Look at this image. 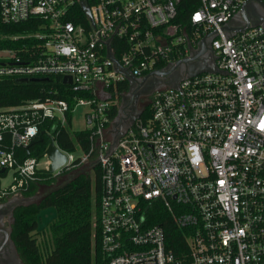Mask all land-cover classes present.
<instances>
[{"label":"built area","instance_id":"1","mask_svg":"<svg viewBox=\"0 0 264 264\" xmlns=\"http://www.w3.org/2000/svg\"><path fill=\"white\" fill-rule=\"evenodd\" d=\"M249 1L0 0L4 24L41 20L36 32L11 37L37 45L0 49V79L67 76L74 94L0 108V197L23 196L39 171L49 170L46 153L16 156L45 127L67 156L53 175L86 164L100 169L105 264H264V26L225 29ZM204 41L215 51L217 72L157 90L151 116H140L115 144L119 112L113 119L112 110L120 111L128 93L119 102V86L203 57ZM79 105L91 109L89 150L77 144L68 152L57 136L75 132ZM153 209L186 230L182 259L168 248L164 228L150 222Z\"/></svg>","mask_w":264,"mask_h":264},{"label":"trees","instance_id":"2","mask_svg":"<svg viewBox=\"0 0 264 264\" xmlns=\"http://www.w3.org/2000/svg\"><path fill=\"white\" fill-rule=\"evenodd\" d=\"M190 8L186 6L181 15L187 17ZM40 23V19L33 18L19 24H4L0 18V49H14L19 52L27 46L32 48L37 45L36 39L14 40L11 37L34 33L39 29ZM20 79L18 77L0 79V108L17 106L30 100L43 101L47 98L70 100L74 95L67 91L61 76L29 78L30 80L26 82ZM128 89V82L119 86V102L122 93H126ZM112 112L114 119L118 115L119 107L114 106ZM150 116L149 107L141 118L147 119ZM44 128L42 127L40 135L29 151L16 149V156L20 161L28 156L39 159L43 157L50 143L46 134H42ZM89 136L88 132L77 133L64 129L57 136V141L59 146L68 152L76 151L77 144H80L82 151L88 152ZM84 166L86 165L65 171L59 176L41 170L36 182L22 193L25 198L40 196L37 202L18 207L15 212L14 240L25 264H105L98 224L101 172L97 165L89 168ZM75 171L78 173L71 179L55 186L59 178ZM49 208L56 209L57 218L46 229L39 231L37 215ZM149 217L152 224H159L164 228L168 248L175 252L177 258L182 259L183 253L187 252L186 230L176 226L169 215L161 209L149 211ZM46 231L49 233L48 243H40L36 236Z\"/></svg>","mask_w":264,"mask_h":264},{"label":"flooded vegetation","instance_id":"3","mask_svg":"<svg viewBox=\"0 0 264 264\" xmlns=\"http://www.w3.org/2000/svg\"><path fill=\"white\" fill-rule=\"evenodd\" d=\"M249 23L256 25L264 21V6L259 3L251 4L247 7ZM243 17L241 13L231 21L232 25L237 27L243 26ZM216 65L215 51L211 48L209 42L205 50V55L192 62H185L182 66L174 71H168L163 75H153L150 81L142 83L137 78L132 79V84L129 85L132 89L129 98L126 101H121V122L116 127L118 132L124 130L133 123L132 117L143 114V112L151 106V101L154 93L157 90L169 88V85L177 80L186 78L192 67L195 65L211 66ZM115 128V127H114ZM115 134V136H117ZM25 197H0V264H25L17 249L14 240V224L15 212L19 203ZM32 203L37 202L40 196L31 197ZM30 205V204H29Z\"/></svg>","mask_w":264,"mask_h":264},{"label":"water","instance_id":"4","mask_svg":"<svg viewBox=\"0 0 264 264\" xmlns=\"http://www.w3.org/2000/svg\"><path fill=\"white\" fill-rule=\"evenodd\" d=\"M254 3H259L260 5L264 6V2L261 1V0H251L249 2H247L241 9V15L243 17V26H241L240 28H236L232 25L231 27H226L225 29L227 31H233V30H238V31H244L246 28L250 27V26H255V25H251L249 23V17H248V12H247V7L251 4H254ZM256 25H262L264 26V21L259 23V24H256ZM209 42L210 44V41H204L203 44H202V49H201V52H200V55L201 54H205V50H206V47H207V43ZM113 58V57H112ZM194 59L192 58H186L184 60H181L179 63H178V66L177 67H174L172 69H168L166 71H154L152 72L150 75H148L145 79H142L140 80L142 83H147L149 82L151 79L150 77L157 74V75H163V74H166L168 71H174L176 68H178L179 66L181 67L183 63L185 62H192ZM217 67L216 65H211V66H200V65H195L192 67V70L189 72L188 76H195L199 73H203V72H217ZM134 77H130L129 76V83L130 85L132 84V79ZM30 79L29 78H21L20 81H23V82H26V81H29ZM34 80V79H32ZM38 80H46V79H38ZM139 80V79H138ZM183 80V79H182ZM182 80H177L175 81L174 83L170 84L169 85V88H173V89H177L179 87V84ZM64 84H70L72 83V80L70 77H64V80H63ZM132 89L130 88L129 92L125 95L122 96V101H126L128 98H129V95L131 93ZM121 111H122V107H120V111H119V115L118 117L116 118V120L114 121L113 123V130H112V133L114 134V143L116 144L120 137L122 135H124V133L126 132V130L134 124V122L140 118L141 115H137L136 117H132V120H133V123L131 125H129L127 128H125L124 130H121V132L119 133L118 130L116 129V127L120 124L121 122ZM115 127V128H114ZM117 136H115V134H117ZM42 134L44 135L45 132H42ZM36 141H33L29 147H27V151H29V149L35 144ZM46 155L47 157L51 160V165H50V168L48 170V172L50 174H54L57 170H59L61 167H63L66 162H67V156L62 153L55 145V141L54 139L50 138V144L48 146V148L46 149ZM5 170H0V173H4ZM32 199L31 198H24L20 201L19 203V206H27L31 203ZM57 218V211L55 208H49V209H45V210H42L38 215H37V220H38V223H39V228L38 230L39 231H42L44 230L45 228H47L50 223L52 221H54L55 219Z\"/></svg>","mask_w":264,"mask_h":264},{"label":"rangeland","instance_id":"5","mask_svg":"<svg viewBox=\"0 0 264 264\" xmlns=\"http://www.w3.org/2000/svg\"><path fill=\"white\" fill-rule=\"evenodd\" d=\"M91 109L90 107L86 106V105H79L73 114V131L75 132H86L90 127L86 121V115L88 113H90ZM81 152H76V156H80ZM86 166L89 168L91 165L90 164H86ZM86 166H84L86 168ZM83 168V167H82ZM79 171V170H78ZM78 171H75L71 174H68L64 177H61L58 179V184H56L55 186L61 185L62 183H64L65 181L71 179L76 173H78ZM12 176H13V172L10 171L5 178H3L2 180V184L4 187L8 186L11 184L12 182ZM95 175H93L94 177ZM32 202V201H31ZM31 204V203H30ZM46 229V228H45ZM48 231H46L45 233L41 234V235H37V239L40 243L42 242H46L48 243Z\"/></svg>","mask_w":264,"mask_h":264}]
</instances>
